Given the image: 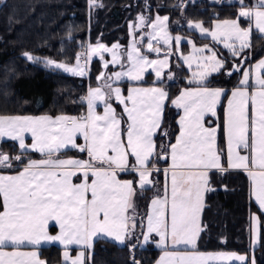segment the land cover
I'll return each instance as SVG.
<instances>
[{
  "label": "snow or ice",
  "instance_id": "1",
  "mask_svg": "<svg viewBox=\"0 0 264 264\" xmlns=\"http://www.w3.org/2000/svg\"><path fill=\"white\" fill-rule=\"evenodd\" d=\"M239 4L236 19L217 20L212 29L203 27L201 22H189V27L222 42L233 58L241 57L251 47L253 27L264 35V0H255L251 6L239 0ZM89 6L96 7V0H89ZM177 7L183 11V4ZM241 18L248 21V27H242ZM149 19L139 15L135 22H130V33L135 35V29L151 28L155 35L148 34L150 52L161 51L153 47V40L170 45L173 39L175 50L180 51L182 38H173L167 31L169 18L157 15L152 23H148ZM124 51L119 44L108 47L98 40L76 54L75 64L48 58L41 61L28 52L23 53L30 61L43 62L46 67L62 69L74 76L83 77L87 63L94 56H99L105 68L109 63L120 64L122 70L111 75L101 72L97 76L101 83L90 86L87 95L81 98L86 103V113L79 116L0 115V137L18 141L22 151L31 148L44 157L29 158L23 163L22 154L10 156L0 152V167L11 168L13 160L23 163L15 175L0 174V264H46L37 251L20 250L22 246L36 247L42 242L58 241L65 249L73 244L91 248L93 238H110L121 244L128 242L132 251L136 247L131 240L136 236L137 189L155 188L157 182L153 176L161 170L154 159L168 161L169 158L171 164L163 169V194L157 190L151 198L146 230L140 233L143 241L137 237V244L148 242L153 233L158 236L155 242L162 247L163 255L157 264H209V261L248 264L249 260L250 264H256L254 258L246 255L205 254L195 246L203 231L200 214L205 206V194L215 191L210 186L212 170L220 174L230 170L246 172L250 194L264 212V58L248 68L239 66L246 62L243 59L233 64L225 74L241 72L242 78L229 94L226 89L208 86V77L221 72L226 61L218 59L208 45L197 48L193 44V54L183 59L189 68L195 62L197 70L189 83H195L196 87L182 89L172 100V105L183 112L173 143L164 129V110L169 98L165 88L130 87L124 96L120 87L113 86L114 81L123 78L140 82L148 68L154 71L156 81L162 83L168 54L164 59H149L133 39L126 50L125 68ZM206 51L211 54L203 55ZM105 53L111 55V61L105 60ZM168 79L173 76L169 74ZM113 99L124 105L119 117ZM99 105H103V114L97 112ZM218 106H223L222 124L210 119L218 117ZM220 130L224 148L218 145ZM25 133L31 134V145L25 143ZM157 135L169 137L168 143L157 145ZM81 137L83 144L78 143ZM69 148L86 152L88 159H61L58 154ZM123 172L135 173V178L119 179V173ZM77 179L79 183L74 182ZM49 221L59 226L57 234H49ZM258 224L253 215L249 227L252 246L259 239ZM169 245L172 250H168ZM6 247L12 250L5 251ZM88 258L83 251L74 258L67 250L63 253L64 264H86ZM131 264L141 262L133 256Z\"/></svg>",
  "mask_w": 264,
  "mask_h": 264
},
{
  "label": "trees",
  "instance_id": "2",
  "mask_svg": "<svg viewBox=\"0 0 264 264\" xmlns=\"http://www.w3.org/2000/svg\"><path fill=\"white\" fill-rule=\"evenodd\" d=\"M244 3L250 5L252 0H244ZM178 4V0H96V7L90 8L89 0H1L0 114L78 115L85 110L81 94L86 92L88 86L96 84L101 69L99 60L93 58L89 62L87 76H74L54 67H46L43 62L30 61L22 55L24 52L72 63L81 47L88 42H123L129 22L138 13L145 12L149 17L154 13L167 14L172 21L192 19L208 25L214 19L235 17L240 7L236 1L189 0L181 11ZM246 22L242 19V23ZM176 29L193 35L198 42L206 39L184 26ZM250 44V49H245L244 55L236 58L221 48L220 57L226 61L225 67L208 78V86H222L229 92L241 74L235 71L230 76L225 74L233 68V64H239L243 59L246 62L239 66L244 68L264 54V35L255 29L251 33ZM177 69L179 76L176 80L156 82L163 85L169 94L164 110V129L169 132L171 141L178 131V110L172 105V100L181 87L190 85L183 77L187 71L183 67ZM138 83L151 84L154 81L152 75L148 74ZM121 84L125 86L126 82ZM217 119L222 124L223 106H218ZM168 140L169 137L157 135L155 142L157 145L167 144ZM218 145L221 148L225 146L222 130L218 132ZM0 146L10 156L22 154L23 163L29 158L40 157L36 152L18 150L15 143L8 140L1 141ZM74 152L72 149L61 151L64 155ZM12 163L23 164L15 160ZM156 163L165 165L167 162L156 160ZM118 177L132 180L135 173L123 172ZM210 182L215 191L206 193L201 214L203 231L196 248L246 252L248 213L254 211L259 219L260 235L253 249V257L256 264H264V212L259 211L249 199L247 173L230 170L220 174L212 170ZM150 191L140 193L137 190L135 198L142 211ZM141 231L142 225L139 223L136 236L131 240L132 244H136L132 251L128 243L117 244L107 238H96L88 250L90 258L86 259V264H131L133 256L141 264H152L160 249L153 242L137 244L136 238L140 239ZM39 254L46 264H64L60 260L58 245H42Z\"/></svg>",
  "mask_w": 264,
  "mask_h": 264
},
{
  "label": "crops",
  "instance_id": "3",
  "mask_svg": "<svg viewBox=\"0 0 264 264\" xmlns=\"http://www.w3.org/2000/svg\"><path fill=\"white\" fill-rule=\"evenodd\" d=\"M253 3H255V0H252V3L250 5H248V6H251ZM87 44L88 43H86L85 47L87 46ZM263 57H264V54L260 58H258L257 60H255L253 62H249L247 65H249V67L252 66V65H255L253 63H257V61H259ZM88 65L89 64L87 63V65H86V74L84 76H87V73H88ZM98 74H97V76H98ZM143 78H142V80H143ZM241 78H242V73L240 74L239 79H241ZM96 80H97V77H96ZM162 80H164V81H172V79H168V77H166V75H163ZM153 81H154V83H151V84H140L138 82H133V81H129V80H121L119 82L114 81L113 82V86L114 87H120L122 89V93H123L124 96H127L128 95V89L130 87H142V88L163 87V88H165L163 85L156 83L157 82L156 79H153ZM122 82H126L125 86H123L121 84ZM100 83H101V81H96V84L92 85L91 87H96ZM89 87L90 86L87 87L86 92L84 93V97L87 95V91H88V88ZM188 87H196V85L194 83V84H190V85H186V86L181 87L180 90L178 91V93L176 94V96L173 99H175L180 94V91L182 89H185V88H188ZM210 87H218V88L225 89L222 86H210ZM231 89L229 90V94L231 92ZM226 102H227V96L225 98L224 105H226ZM112 104H113V107L116 110V113H117L118 117H119V115L123 112L124 105L119 104L117 101H115V99L112 100ZM129 106H131V105L129 104ZM177 110H178V116L176 118V124L178 126V131H177L176 135L179 132L178 120H179L180 116L183 115L182 110H180V109H177ZM97 112L99 114H103V105H99L98 106ZM82 113H86V103H85V110ZM61 114L62 113H59V114H48V113H37V114H0V115H20V116H42V115H51V116L55 117V116L61 115ZM80 114H78V115L63 114V115L79 116ZM210 119H212V120H214L215 122L218 123V119L217 118H210ZM126 120H127V117L125 115V121ZM213 126H215V124ZM24 135H25V143L28 144V145H31V143H32L31 134L30 133H25ZM3 140H8V141H11V142L15 143L17 149L18 150H21L19 148L18 141H13V140H11L8 137H0V142L3 141ZM125 141H126V136H125ZM172 142L173 143L175 142V137H174V140ZM78 143H80V144H83L84 143L82 137L78 140ZM64 150H66V149H62L61 151H64ZM72 150H74L75 152L74 153H71V154H67V155H64L62 153H59L58 155H59V157L61 159H67V158H76V159H85V160L88 159V156H87V153L86 152L85 153H80L76 149H72ZM23 151H32V150H31V148H29V149L23 150ZM0 152H3L1 146H0ZM36 153L40 154L39 152H36ZM42 158H44V157L40 154V157L33 158V159L39 160V159H42ZM154 162L156 163V160L155 159H154ZM166 162L167 163L165 165H159L158 163H156V166L161 171L158 174H155L153 176V179L157 182V184H156V187L153 188L150 191L151 193L149 194V196L147 198L146 206H145V209L143 211H142L141 206H139L137 204L136 198H134V203H135V206H136V213H137L136 214V225L138 226V224L140 223L142 225V231L146 230V225H147L146 214H147V211H148V206H149V203H150L151 198L153 197L154 193L157 190H159L161 192V194H163V187H164V184H165V174L163 172V169L168 168L169 165L171 164L170 158ZM224 162H225L224 164L226 166V164H227L226 156H225ZM22 167H23V164H13L12 163V167L11 168H3V167H0V174H2V175H15ZM247 177H248V175H247ZM119 179H121V180H131L129 178H119ZM74 182L79 183L80 180L77 179V180H74ZM137 190L140 193L142 192L139 189H137ZM205 196H206V194H205ZM248 196H249L250 201H252L254 203V205L257 207V209L259 210L258 204L255 201V198L253 196H251V194H250V178L249 177H248ZM204 202H205V199H204ZM259 211H261V210H259ZM129 214H131V213H129ZM201 214H202V211H201ZM201 214H200V219H201ZM253 215H255L257 217V219H258V216H257V214L254 211H249V213H248V250L246 252H239V251H234V250H201V249H197V248L196 249L198 251L202 252V253H205V254H210V253L211 254H214V253H219V252H224V253H232V252H234V253L239 254V255H246L247 257L254 258L253 257V249L257 246L258 242L254 246L250 245V233H249V227H250V223H251V217ZM258 221H259V219H258ZM201 226H202V224H201ZM258 228H259V224H258ZM136 230H137V227L135 229V232H136ZM58 231H59V226L55 223V221H49V224H48V232H49V234L55 235V234L58 233ZM95 239L96 238H93V241ZM107 239L112 240L110 238H107ZM158 239H159V237L156 236L153 233L152 234V237H150V240L148 242H153L154 245L156 247H158L157 244H156V242H155ZM140 240L143 241V237L142 236H140ZM112 241H114V240H112ZM114 242H116V241H114ZM116 243L117 244H121L119 242H116ZM125 243H128V242H125ZM145 243H147V242H142V243H140V245H144ZM48 244H54V245H58L60 247V260L62 261V263H64L63 253H64L65 250L68 251L70 257H73L74 258L81 251H83V252H85L87 254L88 253V250L90 249V248L84 247L83 245H75V244L69 245L67 247V249H65L64 245L60 244L57 241V242H42L39 246H36V247H32V246H22L20 250H22V251H37L39 258L41 260H44V258H42L40 256V254H39V247L42 246V245H48ZM196 245H197V243H196ZM158 248L160 249V251H159L157 257L155 258V260L152 262V264H157V261L163 255V249H162V247H158ZM4 250L5 251H11L12 248L11 247H6ZM168 250H172L170 245H169V249ZM181 250H183V249H181ZM69 264H70V262H69ZM209 264H221V262L220 261H209ZM224 264H242V262H240V261H226V262H224ZM248 264H250V260L248 261Z\"/></svg>",
  "mask_w": 264,
  "mask_h": 264
},
{
  "label": "rangeland",
  "instance_id": "4",
  "mask_svg": "<svg viewBox=\"0 0 264 264\" xmlns=\"http://www.w3.org/2000/svg\"><path fill=\"white\" fill-rule=\"evenodd\" d=\"M188 1L189 0H178L179 4H183V8L185 7V5H186V3ZM190 1H192V0H190ZM214 1H218V2H220V1H226V2L236 1V2H239V0H214ZM0 2H1V0H0ZM239 8H238V10H239ZM141 14L143 16H145V17H149V16H147V14L145 12H141V13H138L136 15L135 19L133 21H131V22H135L137 20V17L139 15H141ZM157 15H159L160 17H165V16L168 17L167 14L154 13L153 16L149 17L150 19L148 20V23H152V21L155 20ZM236 18H237V14H236L235 17H232V18L214 19L208 25L202 23L200 20L185 19V20L181 21L180 19H175V20L172 21V20L168 19V21H167V31H168V33L173 38H175L176 36H180L182 38L181 41H180V51H176L175 50L176 49V44H175V40L173 39V41L171 42L170 45H166L163 41H160L159 43H157L155 40H153L152 41L153 47L154 48L155 47H159L161 49V51H160V53L150 52L148 50V43H149V40H150V36L148 34L152 33L153 35H155V33L152 32L151 28L145 27L143 30L135 29L134 30L135 35H133V34L130 33V27H129L130 22L128 24V30H127L126 39L123 42L119 40V41H114V42H112L110 44L105 43V42H101V43L105 44L108 47H111L113 44H119L121 49L125 50L124 53H123V57H122L124 59V67L125 68L127 67V60H126L127 51L126 50L128 49V47H129L130 43L133 41V39H135V41L137 43V47H140L142 53L144 55H147L149 57V59H164L165 54L167 53L168 54V62L169 63H168V67L163 69V75H166V77H168V75L171 74L173 76L172 80H176L178 78V76H179L177 68L178 67H183L187 71V74L185 76H183V77H184L185 81L187 83H189V79L191 78L192 73L194 71H196L197 68L195 66V62L193 63V66L191 68H189V66L185 63V61L183 59V56H188V55H192L193 54V44L197 48H202L205 45H208V47L211 48L212 51L217 53V58L218 59H221V57H220L221 48L224 49V50H229V49L224 47L222 42L213 41L210 35H201L199 30L189 27V22H192L193 24H195L196 22H201L203 27L208 28V29H212L214 22L217 21V20L223 21L225 19H236ZM242 19L246 20L245 18H241L240 22H241L242 27H248V21L246 20L247 21L246 23H242ZM181 26L182 27L184 26L186 29L195 31L196 34L199 37L206 38V39L203 40V41H200V42L196 41L193 35H191L189 33H185V32H183L181 30L176 29L177 27H181ZM253 29H255V28L253 27ZM189 41H191L192 43H189ZM250 41H251V35H250ZM96 43L97 42H94V43H91V44L95 45ZM85 45L82 46L81 48L85 47ZM30 54L32 56H34V57L40 58L42 61H43V59L48 58V57L34 55L32 53H30ZM209 54H211V53H209L207 51L203 53V55H209ZM22 55H23V53H22ZM104 57H105V60L111 61V55L109 53H105ZM93 58H97L99 60V62H100L101 69L99 71V74L101 72H105L108 75H111L113 72H117V71H121L122 70L120 64L113 65V64L109 63L107 68H105L103 66L104 62L100 60L99 56H94ZM48 59H52V58H48ZM52 60H54L56 62H62V61H58V60H55V59H52ZM31 61H33V60H31ZM75 62H76V59H74V61L72 63H69V62H66V63L75 64ZM172 63H173V67H171ZM88 64H89V62H88ZM253 64H256V63H253ZM246 65L244 66V68H248L249 67V65H247V66ZM59 70L63 71L62 69H59ZM85 72H86V68H85ZM148 74H151L152 78L156 79L155 73H154V71H152L151 68H148L145 71L143 77H145ZM213 74H215V73H212L211 75H213ZM162 78H163V76H162ZM122 80H128V79L127 78H123ZM191 84H194V83H191Z\"/></svg>",
  "mask_w": 264,
  "mask_h": 264
},
{
  "label": "built area",
  "instance_id": "5",
  "mask_svg": "<svg viewBox=\"0 0 264 264\" xmlns=\"http://www.w3.org/2000/svg\"><path fill=\"white\" fill-rule=\"evenodd\" d=\"M85 47L81 48L79 52H81L82 50H84ZM84 97V94H81V98Z\"/></svg>",
  "mask_w": 264,
  "mask_h": 264
},
{
  "label": "water",
  "instance_id": "6",
  "mask_svg": "<svg viewBox=\"0 0 264 264\" xmlns=\"http://www.w3.org/2000/svg\"><path fill=\"white\" fill-rule=\"evenodd\" d=\"M160 160H163V159H160Z\"/></svg>",
  "mask_w": 264,
  "mask_h": 264
}]
</instances>
